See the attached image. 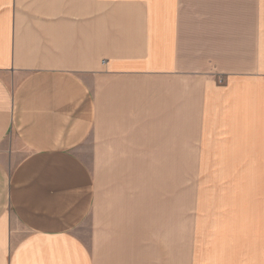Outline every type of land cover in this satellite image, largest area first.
I'll return each mask as SVG.
<instances>
[{"label": "crops", "instance_id": "0c3cea01", "mask_svg": "<svg viewBox=\"0 0 264 264\" xmlns=\"http://www.w3.org/2000/svg\"><path fill=\"white\" fill-rule=\"evenodd\" d=\"M190 124L245 182L192 228ZM0 264H264V0H0Z\"/></svg>", "mask_w": 264, "mask_h": 264}, {"label": "rangeland", "instance_id": "374dc122", "mask_svg": "<svg viewBox=\"0 0 264 264\" xmlns=\"http://www.w3.org/2000/svg\"><path fill=\"white\" fill-rule=\"evenodd\" d=\"M220 81H223L221 78ZM190 132H189V146L188 151L190 153L189 156V165L184 167L183 180L178 182L175 186V178L172 179V188L163 191V197L165 199L174 198L176 195H182L178 198L183 199V205L179 203H174L173 211L181 210L178 208L182 207V212L177 215V217H187L186 215H190L192 220H190V228H192V223L194 222L195 214L197 212H230V211H243L244 209V200H245V182H244V171H232L229 170L228 166H221L216 163V165L212 164H203V159L206 158L204 155L199 154V141L197 139L198 132H196L197 125L190 124ZM89 163L92 165V168L96 171V175H99L98 167L99 165H95L99 157H93L92 155L84 156ZM159 157V156H158ZM175 168L177 161L179 159H172ZM158 166L161 167L163 163V159L159 157L157 158ZM171 162V163H172ZM171 165L169 164V167ZM151 174V180L147 181L148 186L152 192L154 189V181ZM144 179L141 182H143ZM145 183V182H143ZM163 201L162 197L156 195V201ZM158 205V204H157ZM176 216V215H174ZM181 220V219H180ZM183 220V219H182ZM178 222H183V221ZM175 222H177L175 220ZM176 225V223H175ZM180 224L176 225V229L180 228ZM80 235L84 240L90 241V226L82 224L79 227ZM179 231V230H178ZM176 242V243H175ZM174 246L177 244L180 245L179 242L175 241ZM185 249V254L187 252V248ZM184 253V251H183ZM183 254L174 253L173 263L183 259Z\"/></svg>", "mask_w": 264, "mask_h": 264}]
</instances>
